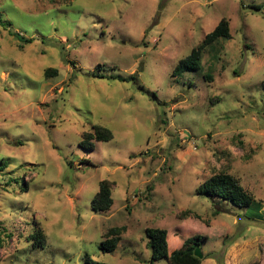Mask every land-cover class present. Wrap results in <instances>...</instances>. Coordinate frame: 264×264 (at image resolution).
Returning a JSON list of instances; mask_svg holds the SVG:
<instances>
[{
  "label": "rangeland",
  "instance_id": "1",
  "mask_svg": "<svg viewBox=\"0 0 264 264\" xmlns=\"http://www.w3.org/2000/svg\"><path fill=\"white\" fill-rule=\"evenodd\" d=\"M0 17V264H150L149 227L170 250L201 235L203 264H264V0H0ZM223 18L231 37L173 76ZM96 125L113 138L84 148ZM221 172L255 201L198 193Z\"/></svg>",
  "mask_w": 264,
  "mask_h": 264
},
{
  "label": "trees",
  "instance_id": "2",
  "mask_svg": "<svg viewBox=\"0 0 264 264\" xmlns=\"http://www.w3.org/2000/svg\"><path fill=\"white\" fill-rule=\"evenodd\" d=\"M0 24L4 26V28H9L11 22L0 17ZM11 33H13V31H11ZM230 37L229 20L223 18L217 26L205 36L204 40L199 45L195 46L187 56L177 63L172 73L173 76L182 75L184 72L198 71L201 67L202 55L206 47L219 38L229 39ZM18 38L21 48L24 47L25 43H31L33 41V38H25L21 34H18ZM51 73H57V69L47 68L45 75L49 77ZM119 79L125 80L124 77H119ZM112 138L113 132L109 128L96 125L93 127L92 132L85 134V137L80 141V145L84 148L92 149L94 147V140L109 141ZM112 182L113 181L108 179H104L100 182L99 191L92 200V207L95 211L106 212L112 207L114 202L112 196ZM197 191L198 193L221 197L223 200L240 207L250 206L255 201V198L245 189L240 180L227 172L212 175L200 184ZM185 226H187V224H184V227ZM124 230L125 226L110 228L106 233L105 240L101 243L102 250L106 252L114 251L121 240V234ZM187 232L188 233H184L185 235L183 237L179 238L180 243L178 242L177 246L170 250L168 229L147 228L146 235L149 238L147 244L152 252L150 264H154V261L159 258H166L170 264H203V259L195 255V249L201 247L202 236L199 234L191 235V230ZM31 238L41 245L46 242V234L40 228L35 229ZM90 263L93 264L92 262ZM94 264L102 263L95 262ZM251 264L261 263L259 261H254Z\"/></svg>",
  "mask_w": 264,
  "mask_h": 264
},
{
  "label": "water",
  "instance_id": "3",
  "mask_svg": "<svg viewBox=\"0 0 264 264\" xmlns=\"http://www.w3.org/2000/svg\"><path fill=\"white\" fill-rule=\"evenodd\" d=\"M195 255H196L197 257H199L200 259L203 258V253H202L200 247H197V248L195 249Z\"/></svg>",
  "mask_w": 264,
  "mask_h": 264
}]
</instances>
